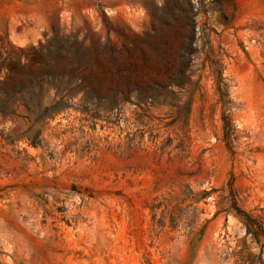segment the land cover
<instances>
[{
	"label": "rangeland",
	"instance_id": "obj_1",
	"mask_svg": "<svg viewBox=\"0 0 264 264\" xmlns=\"http://www.w3.org/2000/svg\"><path fill=\"white\" fill-rule=\"evenodd\" d=\"M0 264H264V0H0Z\"/></svg>",
	"mask_w": 264,
	"mask_h": 264
},
{
	"label": "bare ground",
	"instance_id": "obj_2",
	"mask_svg": "<svg viewBox=\"0 0 264 264\" xmlns=\"http://www.w3.org/2000/svg\"><path fill=\"white\" fill-rule=\"evenodd\" d=\"M138 254V253H137Z\"/></svg>",
	"mask_w": 264,
	"mask_h": 264
}]
</instances>
